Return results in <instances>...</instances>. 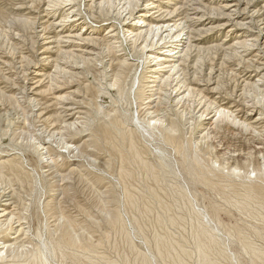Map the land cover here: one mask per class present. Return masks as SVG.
<instances>
[{
	"label": "rangeland",
	"instance_id": "374dc122",
	"mask_svg": "<svg viewBox=\"0 0 264 264\" xmlns=\"http://www.w3.org/2000/svg\"><path fill=\"white\" fill-rule=\"evenodd\" d=\"M46 1L0 0V61L12 65L9 81L0 87L14 90L0 91V159L10 161L0 170V192L13 193L16 201L15 217L0 225V241L18 238L9 250L0 245V264H264V120L253 129L235 125L232 118L206 120L216 108H203L207 113L202 120L196 114L201 97L192 96L176 107L156 108L162 122L152 126L143 113L146 66L128 69L115 82L111 65L101 69L103 55L97 64L86 66L87 82L45 79L39 91L58 90L29 102L22 87L33 85L35 76L29 72L43 69L40 58L48 55L41 53L55 36L48 30L47 39L41 37L32 23L36 19L42 27H54L70 8L47 19ZM171 2L190 14L195 22L188 23L190 36L201 47L191 49L185 78H212L218 96L229 98L233 108L229 104L227 109L236 120L241 121L251 105L264 119V95L258 91L264 88L258 77L264 74V48L253 46L252 37L260 28V0ZM227 3L236 6L223 9ZM192 9L199 11L193 14ZM221 12L229 13V20ZM235 12L248 24L243 29L233 26ZM82 23H75L77 31L89 27ZM108 25L97 27L94 36L105 35ZM236 42L246 44L230 49ZM23 54L25 62L19 59ZM46 69L51 71L52 65ZM73 91L86 108L80 124L63 135L74 139L80 150L67 153L64 139L50 132L60 126L54 97ZM43 103L48 108L34 109ZM32 109L37 114L43 110L52 121L41 122ZM42 140L49 142V153L38 149ZM17 225L24 230L15 233Z\"/></svg>",
	"mask_w": 264,
	"mask_h": 264
},
{
	"label": "bare ground",
	"instance_id": "6f19581e",
	"mask_svg": "<svg viewBox=\"0 0 264 264\" xmlns=\"http://www.w3.org/2000/svg\"><path fill=\"white\" fill-rule=\"evenodd\" d=\"M82 1L84 0H47L46 1L47 7L43 11V13H45L43 17L47 19L50 18L52 20V18L55 16V14H57V12L59 11L65 12L64 9L67 6H70V8L67 9L70 11L66 10L65 14H63L64 16L60 17L54 23V27H51V24H47V26L42 27V25H39V23L34 18L35 20L32 23L33 25L32 28H34L35 25L37 24L36 28H40L39 32L41 33V37L46 36L45 39H47V36H49L47 34L49 32L48 30L54 31L55 36H52L51 39L49 38L50 40H48V42L45 43L46 44L45 48H43V51L41 53V55L42 54L48 55L47 57L43 56L42 58H40V60L42 59V62H45V65L42 63L43 69L35 68V71L33 73L29 72L31 66L30 68L26 69V72H29L31 75L35 76L34 78H32L34 79V82L32 83L33 85H31L30 88H27L26 85L22 87L21 94L29 102H35L37 100L39 101V98H41V96L46 91L47 92L49 91L50 93L58 90L56 87H54L52 89L50 88L46 89V91H39V88L43 84L42 81L45 79L56 80L57 78L63 79L64 77H70L69 79H74L75 81H79L80 79L82 81V84L87 82L88 80H86V75L84 76V74H86L87 71L86 66H90L92 63L95 64L94 62H96L97 59H99V57L103 55L104 57L100 60L102 65L101 69L102 68L104 69L106 66L111 65V68H113L112 72H113V78H115V82H117L118 78L121 77V74L127 71L128 69L134 68L139 64H142L143 67L146 66V69L148 70L149 73V80L146 82L144 81L147 85L146 87L144 86V84H142L141 86V92H144L142 93L143 95L142 97L147 100V103L143 104L144 105L143 108H146L145 112L143 113L144 116L148 119V121L150 120L152 122L151 123L152 126L158 125L159 122L161 121L155 115L157 111L156 108H162L163 105L167 107H176L180 104H183L184 101L187 102L192 96L201 97L200 98L201 101L199 100L200 104L198 107L200 109L197 110L196 114H198V118L202 120L203 118H205L204 115L207 113L206 110L203 108H216V114L212 117L206 118V120L213 118L214 119L213 121L217 123L222 119L232 118V121L235 125L249 127L250 129L252 127H256L257 125L258 126L261 125L264 119L261 113L259 112L257 113L258 110H256L255 108L258 107H255L253 105L249 107L250 108V111H248L249 113H245L241 115L242 117L241 121L236 120V117L234 116V114H232L233 111L229 110L230 108H233L231 106V103L229 102V98L221 99L218 96L220 95L219 93L217 94L218 86H216L215 83L212 82V78L208 77L207 80H201V77L196 80L194 79L187 80V78H185V74H186L185 72L188 69L189 65L192 63L191 56L189 54L191 49L194 48L199 51L201 50V47L198 46V43H196L197 41L195 39L193 40V38H191L190 36L193 33H192V28L190 27L189 24H194L195 22L193 21L194 23H192V20L189 16L190 14L188 15L186 9H183L182 4L180 3L173 4L171 2L173 0H89V4L87 3L84 4L85 2H83L84 8L86 9H84L85 13H82L80 9L81 6L83 5ZM176 1L178 0H174V2ZM196 1L199 0H195V2ZM186 2L187 0H184L183 5ZM33 3L35 2H32L30 5L32 6ZM260 3H261L260 9L257 11L258 15L262 13L261 15H259L260 17H262L260 19V28L257 29L258 30L257 33L255 32L256 33L254 34L255 36L252 35V37H254L253 41L255 42L254 43L255 45L253 46L255 47L261 46L262 48H264V15H263L264 0H260ZM235 6L236 5L227 3L223 6V9H229ZM198 11L199 10L197 9H192L193 14L194 12L197 13ZM239 12L234 13L235 19L238 20L235 21L233 26L236 28L243 29V27L247 23L244 22L245 19L243 18V16L239 14ZM220 15L223 16L224 18H228V20L231 16L229 15V13L226 14L224 12H221ZM36 17L38 18V16ZM252 17L250 16V23L253 20ZM196 20L197 23L202 22L201 17ZM80 21L83 22L82 27L85 26L87 27L88 25L89 27H87L86 29L82 28L81 30L77 31L75 29V23ZM104 23L109 24L106 34L100 38L94 36L99 30L97 29V27L99 28V26L104 25ZM55 29L57 30L55 31ZM184 30H187L186 36L188 34L185 40H183V36L185 35L182 34ZM200 33H204V32H200ZM13 38L15 39V37ZM74 41H80L81 45H75L76 43H74ZM199 42H201V40ZM245 44H246L245 42L243 43L236 42L235 45L229 48L236 49L238 48L237 46L241 47ZM103 46H105L104 47L105 49H100ZM165 48L169 49L168 50L169 54L163 53L164 51L163 49ZM117 53L118 54L121 53V54L117 55ZM107 57L110 58L108 64L107 62H104V58ZM19 59L21 62H25L26 56H24V54L20 55ZM49 64L52 65L51 71L50 69H46V66H48ZM0 65H3L4 67H8V70L0 68V72L2 73L3 76V78H1L2 80L0 81V86H1L2 84H6L9 81V77L11 74L10 73L11 71H9V67L12 65L5 60L3 62L0 61ZM259 70L260 69L255 70V73H260ZM193 71L195 72V70ZM258 77H259V81H264V74H261ZM148 84H150V86ZM255 85L256 87H258L257 84ZM261 85L264 87V83H261ZM145 88L148 89L147 91L149 95L147 97L145 96ZM0 91H2L3 93L6 92L12 93V91L14 90L13 87L11 88L4 85V87H0ZM258 91L262 92L264 95V88H261V90L258 89ZM215 94H217L218 96L216 97L217 99L213 98ZM218 98L219 100L222 101L226 100L227 102L219 104V101L216 102ZM54 101H55L54 108L58 109V114L60 116V122H59L60 126L52 127L50 136L57 135L60 139H64L63 148L66 150L67 153H73L74 151L79 149V146L75 144L74 139H66L64 138L63 135L66 131L73 130L77 125L80 124L79 120L81 119V116L85 115L84 108L86 107L84 106L82 99L79 98L77 91L70 92L69 96L67 97L56 96L54 97ZM223 104L226 105L222 106ZM45 105L46 104L43 103L41 106L44 107L34 106V109L35 107L48 108L45 107ZM228 105H229L228 107L229 109H227ZM139 106H142V104H139ZM34 109L32 110L35 114V117L41 120V122L48 123L50 122V120L52 121V117L47 116L48 113H44L43 110L42 111L40 110L38 111L37 114ZM38 149L40 150V152L42 151V153H49L48 152L50 150L49 142L47 140H42L40 142ZM255 149L259 150L261 148L256 147ZM9 162L10 161L8 159L6 160L0 159V170L6 164L8 165ZM0 183L2 182L0 181ZM15 204L16 201L13 193L9 194V193L0 192V225H4L8 223V221L13 220V218L15 217V213H14ZM23 230H24L23 227L18 226L15 233L22 232ZM17 239H18L17 237H13V236L1 238L2 240V242L0 241L1 249L5 251L9 250L12 247V245L17 241Z\"/></svg>",
	"mask_w": 264,
	"mask_h": 264
}]
</instances>
